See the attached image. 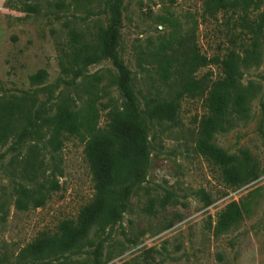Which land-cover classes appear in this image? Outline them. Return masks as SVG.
I'll return each mask as SVG.
<instances>
[{
  "label": "rangeland",
  "instance_id": "rangeland-1",
  "mask_svg": "<svg viewBox=\"0 0 264 264\" xmlns=\"http://www.w3.org/2000/svg\"><path fill=\"white\" fill-rule=\"evenodd\" d=\"M105 0H0V101L24 91L34 92L30 75L48 71L45 84L62 73L60 54L68 47L74 28L82 40L91 41L96 25L109 24ZM205 0H124L121 41L118 51L132 71L135 90L143 95L173 92L174 78L165 83L155 54L175 38L195 42L210 61L196 77L212 81L222 75L220 59L231 49L243 55L248 36L229 34L218 18L204 12ZM264 8V0H263ZM167 51H172L167 48ZM262 60L242 65V82H254L257 96L250 115H231L226 130L214 134L213 142L241 160L250 158L259 176L246 184H232L215 164L196 148L199 122L207 112L206 94L184 95L176 123L155 122L149 130L150 164L146 181L132 194L122 218L102 231L94 225L85 250L61 258L64 264H264V38ZM175 65L172 66V69ZM109 59L91 65L75 84L60 82L48 102L49 114L61 97L69 96L73 106L86 109L94 100L99 125L108 122V102L118 105L122 97L111 85L115 72ZM103 74L94 84L93 75ZM175 89V88H174ZM38 104L48 95L39 92ZM12 140L0 143V264H28L21 253L42 233H54L59 223L77 218L80 209L94 195L93 178L85 155V141L77 135L64 139L56 159L46 151L48 172L60 189L51 193L45 205L28 210L16 207L14 187L22 181L13 162ZM23 146L21 153H25ZM232 202L243 208V217L229 229L216 232L219 214ZM58 262V261H56Z\"/></svg>",
  "mask_w": 264,
  "mask_h": 264
},
{
  "label": "trees",
  "instance_id": "trees-1",
  "mask_svg": "<svg viewBox=\"0 0 264 264\" xmlns=\"http://www.w3.org/2000/svg\"><path fill=\"white\" fill-rule=\"evenodd\" d=\"M89 2L94 0H87ZM175 2V0H168ZM110 13L108 25L98 23L93 40H82L76 29L69 32V43L59 60L62 73L70 79L58 78L45 84L48 71L39 69L30 75L34 92L24 91L0 101V143L12 140L9 148L15 150L13 162L18 165L22 181L15 187L16 207L28 210L45 205L51 193L60 189L53 172H48L45 152L56 159L67 134L77 135L85 141V155L92 172L94 195L79 211L77 218L62 220L54 233H42L23 249L21 255L28 264H64L66 255L79 254L88 244V236L94 225L102 231L116 224L126 210L134 191L146 181L151 152L149 130L153 123H176L179 120L180 99L188 94H206L207 112L199 122L197 150L222 167L227 182L242 185L259 176L250 158L240 159L213 142L219 130H226L231 115L247 118L251 102L258 94L254 82L244 84L242 65L249 66L262 60L264 38L263 0H205L204 12L213 18L221 14L222 24L228 32L248 36L249 45L243 46V55L231 49L220 59L222 75L206 81L196 77L197 70L208 64L207 56L201 54L193 41L175 38L155 54L160 75L165 83L174 78L173 92L143 95L140 100L135 90L132 71L119 54L124 0H105ZM171 48V52L167 48ZM109 59L115 68L111 73V85L116 86L122 103L108 102V122L99 125V112L92 100L86 109L73 106L71 97H61L56 111L49 114L46 105L53 99L54 89L63 82L75 84L87 69L101 60ZM175 68L172 69V66ZM103 74L93 75L97 85ZM175 88V89H174ZM48 95L38 104L37 94ZM263 141H264V132ZM26 146L25 153H21ZM238 202L230 203L218 216L215 231L222 232L238 223L243 217ZM58 261V262H56ZM67 264H73L69 262Z\"/></svg>",
  "mask_w": 264,
  "mask_h": 264
}]
</instances>
